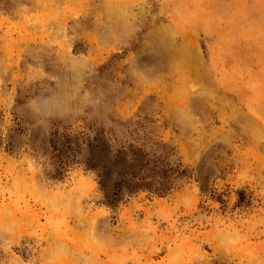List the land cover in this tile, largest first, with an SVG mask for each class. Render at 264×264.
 <instances>
[{
	"label": "rangeland",
	"instance_id": "1",
	"mask_svg": "<svg viewBox=\"0 0 264 264\" xmlns=\"http://www.w3.org/2000/svg\"><path fill=\"white\" fill-rule=\"evenodd\" d=\"M0 264H264V0H0Z\"/></svg>",
	"mask_w": 264,
	"mask_h": 264
},
{
	"label": "trees",
	"instance_id": "2",
	"mask_svg": "<svg viewBox=\"0 0 264 264\" xmlns=\"http://www.w3.org/2000/svg\"><path fill=\"white\" fill-rule=\"evenodd\" d=\"M68 147H69V151H71L72 153H74V148L70 144H69ZM98 176H99L98 183H99L100 188H102L103 191L105 192V196H107L109 198L111 197V199H107V201H109V202L114 201L113 198H117L118 191L121 190V183H122V181L121 180H118L113 185L110 184L108 186L107 181H106V177H105L104 173L99 174ZM161 190H162V188L160 187V185L159 184H156V186L153 187L152 192L154 194L158 195V196H161L162 195ZM107 191H109V192L107 193Z\"/></svg>",
	"mask_w": 264,
	"mask_h": 264
}]
</instances>
